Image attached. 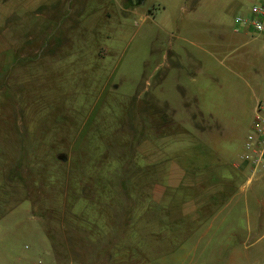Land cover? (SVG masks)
<instances>
[{
    "label": "rangeland",
    "instance_id": "rangeland-1",
    "mask_svg": "<svg viewBox=\"0 0 264 264\" xmlns=\"http://www.w3.org/2000/svg\"><path fill=\"white\" fill-rule=\"evenodd\" d=\"M109 1L49 0L44 7L42 0H0V239L8 243L22 232L31 233L16 241L27 243L35 238L36 257L50 259L51 264H59V256L65 258L66 240L90 248L89 240L78 236L93 230L94 224L110 235L115 248L125 247L131 264L161 260L155 229L147 226L155 223L146 225L140 220V214L154 220L161 212L149 196L160 177L154 171L144 174L140 169L146 161L138 156L141 140L170 121V111L158 100V91L171 100L181 118L197 105L192 100L200 95L199 106L206 112L226 118L242 114L244 121L249 119L251 101L264 94V43L257 35L234 33L235 18L247 9L232 7L220 17L206 14L205 6L196 3L202 9L196 19L199 29L189 31L184 43L175 35L184 36L177 25L194 17L190 3H177L172 35L162 33L141 14L122 16L119 6L112 9L107 23L101 7ZM159 1L171 7L175 0ZM33 4L34 11L27 12ZM152 5L147 7L151 10ZM63 7L74 12V29L68 36L63 31L46 42L43 29L62 23L57 16ZM209 18H221V29L212 25L217 20L207 26ZM170 42L175 49L180 47L176 64L186 66L194 84L186 83V77L175 71L174 61L167 63L172 70L157 69L160 54L169 49ZM105 48L109 51L100 58L98 53ZM55 53L63 54L58 55L62 60L45 70L43 58ZM168 74L162 92L159 83ZM179 85L187 88V96ZM190 139L181 132L169 138L184 166L193 153ZM252 196L263 199L264 178L237 197ZM248 208L255 233L263 234V205ZM234 209L228 207L225 216ZM246 213L243 206L244 228ZM232 221L233 215L227 217V222ZM193 237L182 246L180 242L174 245L176 255L162 261L213 264L216 258H225L222 248L216 253L213 245L207 249L202 244L195 252L190 243ZM211 241L220 245L228 239ZM4 246L0 241V252ZM26 246L30 249L25 251H30L31 245ZM255 250L262 258L264 244ZM144 251L150 260L134 262ZM171 256L183 258L171 262ZM0 264H6L1 255Z\"/></svg>",
    "mask_w": 264,
    "mask_h": 264
},
{
    "label": "crops",
    "instance_id": "crops-1",
    "mask_svg": "<svg viewBox=\"0 0 264 264\" xmlns=\"http://www.w3.org/2000/svg\"><path fill=\"white\" fill-rule=\"evenodd\" d=\"M49 0H42L44 7H47ZM171 1V0H168ZM174 6H166L159 0H123L122 4L120 0H110L107 6L101 7V12L104 20H111L113 8L117 7L118 12L122 16L130 14H141L145 21L150 20L155 24L162 33L173 34L175 20L173 18V11L176 10L177 3H190L191 14L194 15L189 21L182 25H177L182 35H175L176 39L181 42H187V37L190 35L189 31L194 28L199 29L196 19L197 15L202 14V9L195 5L201 3L205 6L206 14H219L226 13L228 9L236 7L239 9H247L242 16L249 14L251 8L260 2V0H175ZM152 5L150 10L149 4ZM120 4V5H119ZM33 9L28 10L34 11ZM208 5V6H207ZM157 6L159 9H157ZM207 7V8H206ZM61 12L57 17L58 21L62 23L55 24L52 28H45V34L48 39H54L60 36V33L64 37L70 35L73 31L74 25L77 22L71 15L74 13L71 9L68 10L63 7L59 9ZM57 12V11H56ZM50 13V11H49ZM62 15V16H61ZM65 15V16H64ZM106 16V17H105ZM240 16V15H238ZM237 16V17H238ZM236 17V18H237ZM153 18V19H152ZM235 18V20H236ZM48 19V17H47ZM212 20H217L218 24L212 23L214 27L221 29V18H209L206 19V25L209 26ZM64 21V22H63ZM236 25V24H235ZM76 27V26H75ZM79 28V25H78ZM77 28V29H78ZM124 26H122V29ZM178 29V28H177ZM76 30V29H75ZM47 31V32H46ZM235 34H252L247 28L237 29L235 26ZM92 34H96L93 30ZM49 35V36H48ZM97 35V34H96ZM108 39L110 35H105ZM203 36V35H202ZM264 43V37L257 36ZM203 38V37H202ZM49 44V43H48ZM47 44V45H48ZM46 45V46H47ZM109 49H102L98 55L100 58L107 55ZM180 47L170 42L169 49L162 51L161 61L157 66L158 68H168L172 70V67H167L168 62L174 61L175 71L181 72V76H185L190 84H194L195 79L190 77L186 72V66L180 64L176 60L179 58ZM63 55L55 53L54 55H46L43 58L45 70L51 65L59 63ZM213 60H217V56L211 55ZM174 59V60H173ZM168 75L162 76L160 80V90L163 92L164 86L167 83ZM186 80V81H187ZM184 91V95L189 94L186 87L179 85ZM182 91V90H181ZM159 99L157 96L151 97L158 99L165 104L166 110L170 111V121H167L164 125H161V129L158 132L153 133L150 136L143 138L138 147V156L143 161H146L140 170H144V174L148 172H155L154 176H159V184L152 188L149 192V196L154 201L156 207L160 208L161 212L155 214L150 218L145 217L144 214H140V220L146 224L148 221H153L154 225H147L151 229L154 228L156 232V245L161 246L162 254H159L157 258V264H165L162 259L166 256L176 255L174 245L180 242V245H184V242L191 239V244L196 252L198 248L204 244L208 248L212 245L216 253H226L225 258H216L213 264H264V255L259 257L255 247L259 243L264 244V233H255L253 225V216L250 215L248 206L250 205H263L264 197L252 196L250 198L240 199V196L248 188H251L255 180L264 178V174L250 182V169L249 166L240 161V157L245 150V143L247 136L249 135L256 114V105L259 101L264 100V94L257 96L251 101L249 107V119L244 121L243 115L235 113L233 117H221L220 115L212 112H206V108L200 107L199 96H194V103L197 102L195 107H192L190 111L186 112L185 118H181L176 113L177 108L172 106V102L169 98H164L159 92ZM183 94V93H182ZM188 101V100H187ZM186 103L184 102L183 105ZM186 107V106H185ZM189 107L187 108V110ZM200 110H202L200 112ZM248 111V110H247ZM209 120L208 124L199 120ZM177 132L184 133L190 136L191 148H193L191 159L188 165L180 163L179 155L176 148H172L170 137ZM146 134V131H145ZM167 140V142H166ZM170 141V145H169ZM177 142V140H175ZM175 152V153H174ZM190 155V154H189ZM62 156V155H61ZM156 164V166H153ZM161 181V182H160ZM147 192V190H146ZM143 196V192H142ZM233 205L235 209L232 214H228L227 217L233 215V221L227 222L225 211L228 207ZM243 206L246 207V227L243 223ZM3 217L0 216V220ZM1 220V222H2ZM133 220V219H132ZM228 223V224H226ZM94 229L90 232H81L78 236L81 240L88 239L91 247H79V242L72 245L70 241L64 242V254L65 258H60L59 264H131L130 255L126 253L125 247H114V242L110 241V235H106L101 231L97 225H93ZM145 227V225H144ZM199 231V232H198ZM22 235H31V233L22 232L18 234L15 240L6 243L3 239H0L1 243H5L4 248L1 249L0 255L3 258V262L6 264H30L38 257L37 254V242L35 238L33 241L27 243H18L16 240L20 239ZM197 235V236H196ZM227 238L222 244H213L211 239ZM207 240V243H202L203 240ZM231 240L235 241L233 246L230 244ZM35 241V242H34ZM113 244L110 245V244ZM9 246H8V245ZM26 244L31 245L30 251L26 250ZM81 245V244H80ZM16 246L24 247V250H17ZM90 250V251H89ZM145 252V251H144ZM147 252V253H146ZM145 257L138 256L134 262L138 263L142 260L146 262L148 258V251H146ZM185 249H181V253H184ZM140 254H143L140 251ZM184 255V254H183ZM185 257H188L187 255ZM6 258V259H5ZM156 258V259H157ZM183 256L176 257L171 256V262L180 260ZM174 259V260H173ZM46 264H51L50 259H45ZM143 262V261H142Z\"/></svg>",
    "mask_w": 264,
    "mask_h": 264
},
{
    "label": "built area",
    "instance_id": "built-area-1",
    "mask_svg": "<svg viewBox=\"0 0 264 264\" xmlns=\"http://www.w3.org/2000/svg\"><path fill=\"white\" fill-rule=\"evenodd\" d=\"M235 24L237 29L247 28L254 35L264 37V0L255 4L246 16H238ZM240 161L249 166L250 182L264 174V100L256 105L255 119ZM29 249V246H26V250ZM30 264H46V262L38 257Z\"/></svg>",
    "mask_w": 264,
    "mask_h": 264
}]
</instances>
